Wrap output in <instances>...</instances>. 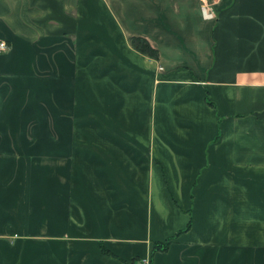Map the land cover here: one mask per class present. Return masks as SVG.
Returning <instances> with one entry per match:
<instances>
[{
	"label": "crops",
	"instance_id": "crops-1",
	"mask_svg": "<svg viewBox=\"0 0 264 264\" xmlns=\"http://www.w3.org/2000/svg\"><path fill=\"white\" fill-rule=\"evenodd\" d=\"M0 40V264H264V0H0Z\"/></svg>",
	"mask_w": 264,
	"mask_h": 264
},
{
	"label": "trees",
	"instance_id": "trees-1",
	"mask_svg": "<svg viewBox=\"0 0 264 264\" xmlns=\"http://www.w3.org/2000/svg\"><path fill=\"white\" fill-rule=\"evenodd\" d=\"M129 42L133 49L137 50L138 52L147 56H155V51L151 47H149L144 39L139 37H131L129 38ZM167 245L168 241H165L164 243H153L152 251L164 250L166 249ZM101 250L104 251L103 249Z\"/></svg>",
	"mask_w": 264,
	"mask_h": 264
},
{
	"label": "rangeland",
	"instance_id": "rangeland-1",
	"mask_svg": "<svg viewBox=\"0 0 264 264\" xmlns=\"http://www.w3.org/2000/svg\"><path fill=\"white\" fill-rule=\"evenodd\" d=\"M204 4L205 3H202L200 8H204L206 10L207 9V5H204ZM74 134L83 135V126L82 127H77V129H75V131H74Z\"/></svg>",
	"mask_w": 264,
	"mask_h": 264
},
{
	"label": "built area",
	"instance_id": "built-area-1",
	"mask_svg": "<svg viewBox=\"0 0 264 264\" xmlns=\"http://www.w3.org/2000/svg\"><path fill=\"white\" fill-rule=\"evenodd\" d=\"M5 49H6L5 42L0 40V51H4ZM139 264H148V262L142 260Z\"/></svg>",
	"mask_w": 264,
	"mask_h": 264
}]
</instances>
